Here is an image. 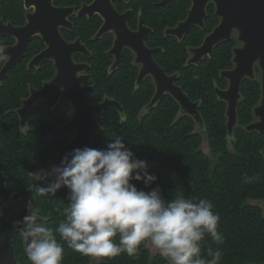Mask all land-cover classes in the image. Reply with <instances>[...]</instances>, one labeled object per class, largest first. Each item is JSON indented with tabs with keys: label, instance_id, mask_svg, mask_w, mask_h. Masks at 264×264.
<instances>
[{
	"label": "trees",
	"instance_id": "16d2710c",
	"mask_svg": "<svg viewBox=\"0 0 264 264\" xmlns=\"http://www.w3.org/2000/svg\"><path fill=\"white\" fill-rule=\"evenodd\" d=\"M177 14L183 17V13ZM216 22L211 14L208 31ZM194 35L197 38L187 39V46L201 43L204 33L197 31ZM173 42L164 47L166 53L160 63L168 73L180 72L178 85L191 102L199 104L209 155L200 150L201 137L194 133V122L188 117L175 121L179 108L172 99L166 97L141 117L150 103L153 88L147 81L134 91L136 74L129 71L127 59L120 69L129 70L110 76L106 72H93V80L88 81L96 85L88 96L89 103H98L106 95L123 107V118L111 108L102 119H97L101 129L93 131L92 139L102 143L99 150H106L108 143L120 136L136 158L147 161L148 173L157 180L150 188L143 182H133L139 190L147 192L159 187L165 200L182 194L186 199H207L214 205L213 211L220 216L218 231L224 236V243L217 245L206 236L201 243L202 258H208L207 248L211 246L223 252L221 264H264V134H249L244 130L253 121L252 109L260 99V84L250 80L243 83L238 126L228 136L226 105L218 101L215 89L227 87L220 73L232 68L231 50L236 43H223L215 49L212 59H205L198 67L183 69L187 58L185 45ZM109 61L99 56L94 65L99 69ZM51 77L47 71L35 74L20 64L0 85V173L7 177L6 186L10 191L31 189L25 203L32 200L33 209H39L46 226L56 228L64 219L68 190L62 188L55 196L41 197L36 191L37 183L44 186L49 181L37 182L31 173L47 170L54 163L57 151L71 140L70 135L50 137L56 126L71 118V110L65 106L52 112L57 97L49 98L31 110L21 129L16 114L21 99L28 95V85L39 88L41 82ZM245 173L249 177L259 175L260 180L246 184L242 179ZM0 213L3 216L7 213L1 204ZM10 237L17 263L31 264L19 232L11 231ZM57 240L64 243L58 234ZM150 250L145 242L135 257L127 254L101 257L97 264H168L157 253L152 256ZM92 259L64 245L62 264H91Z\"/></svg>",
	"mask_w": 264,
	"mask_h": 264
},
{
	"label": "clouds",
	"instance_id": "9594fccd",
	"mask_svg": "<svg viewBox=\"0 0 264 264\" xmlns=\"http://www.w3.org/2000/svg\"><path fill=\"white\" fill-rule=\"evenodd\" d=\"M6 59L5 47L0 45V61ZM147 167V161L136 158L117 136L106 150L74 149L60 166L31 173L37 182L49 181L44 186L37 183L39 196H55L62 188L69 193L58 227L46 226L32 200L25 205L28 214L13 222L31 264H62L65 244L84 256L101 258L135 257L145 242L168 264H221L219 247L209 246L208 258L201 256L206 236L217 245L224 243L214 205L182 194L165 200L159 187L139 190L133 182L150 188L157 180ZM242 179L247 184L259 181L260 176L245 173Z\"/></svg>",
	"mask_w": 264,
	"mask_h": 264
},
{
	"label": "water",
	"instance_id": "95a60500",
	"mask_svg": "<svg viewBox=\"0 0 264 264\" xmlns=\"http://www.w3.org/2000/svg\"><path fill=\"white\" fill-rule=\"evenodd\" d=\"M31 1V0H30ZM36 1V0H34ZM50 3V0H46ZM216 3L215 14L221 21L219 25L214 28L213 32L206 36L202 44L191 50L190 59L187 62L188 66H198L205 56L209 58L213 55L214 47L223 41H227L231 37L232 31L237 33V41L241 47L235 48L232 51V65L230 70L222 71L220 78L225 80L227 87L224 90L215 89V94L218 101L226 105L225 120L227 135L232 136L234 129L238 126V108L242 100L241 87L245 80L255 81V65L260 70V86L261 93L257 105L253 108L254 121L247 125L244 130L247 133L264 134V0H212ZM48 2H46L48 4ZM193 8L188 14V19L180 23L174 30L177 36L180 37L178 32L186 31L189 27L196 24L195 15H204V6L207 0H201L197 4V0H192ZM96 4V2H95ZM56 11V10H55ZM61 12V11H59ZM55 13V12H54ZM115 13V12H114ZM37 13L29 18V24L24 29H18V44L10 51L6 50V54L10 57L9 53L14 51L20 52L18 58L10 57V60L0 71V82L13 70L16 62H18L23 54L28 50L29 41L35 35L44 34L37 28L38 20L36 19ZM109 17V16H108ZM110 19V18H109ZM195 19V20H194ZM110 23V20H108ZM199 27H204L203 22L197 23ZM106 29H102L97 38L103 36ZM114 30H116L114 28ZM117 32V30H116ZM24 41L21 42V38ZM45 38V37H44ZM59 37H53L48 41L52 47L58 48V42L62 45ZM121 36L116 34V40L109 55L115 57L113 69L117 68L121 50L124 45L122 44ZM71 51L67 57L62 60L55 61L56 75L52 80L43 84L39 90L29 89V95L22 101L21 107L17 110V115L20 119V126H23L28 119L31 110L39 103L44 102L47 98L61 91V96L58 103L54 107V111H58L65 105H69L72 111L71 119L64 125L57 126L50 133V137L72 135L71 141L65 144L58 150L55 160V166H60L66 154L71 153L74 149H83L85 147L99 149L102 145L101 142L92 139L93 131L101 129L99 123L95 118L102 119L104 112L110 108L116 109L120 114L123 113L121 106L112 100L104 99L101 103L90 105L87 102V95L94 89V87H84L82 83L86 80V76L78 75L87 69L86 65L74 64L72 62V55L75 53L85 54L88 52L86 48L80 43L70 45ZM146 53L145 57H137L136 62L143 64L142 69L137 78V84L150 75L154 79L155 94L149 104L151 108L157 101H159L165 94H169L172 99L179 106V111L182 116H191L195 122H202L198 112V104L189 100L188 96L183 90L177 87L174 82L176 76H167L165 72L159 69L152 60V53L154 51L141 49ZM56 54V53H55ZM54 54V55H55ZM49 56L50 52H44L34 58L29 67L38 64L42 58ZM137 56H142L137 52ZM141 62V63H140ZM264 156V151L262 152ZM6 178L0 173V203L5 207L9 202L18 200L28 193L12 194L6 190ZM25 210L15 212L8 215L6 218L0 214V264H18L15 257V252L12 246L10 231H17L13 227V222L22 220Z\"/></svg>",
	"mask_w": 264,
	"mask_h": 264
},
{
	"label": "flooded vegetation",
	"instance_id": "af4514ba",
	"mask_svg": "<svg viewBox=\"0 0 264 264\" xmlns=\"http://www.w3.org/2000/svg\"><path fill=\"white\" fill-rule=\"evenodd\" d=\"M46 2L48 1L0 0V45H3L5 47V50L11 52V50L18 44L17 38L21 32L17 35V30L24 29L29 24L28 19L33 17L36 13H37L36 19L38 20L37 28H39L42 31L45 37L44 38L42 35H35L30 39L27 52L21 56L18 62L15 63L12 72H10L0 82V85L9 75L15 72L16 67L19 66L20 64H25L26 69L28 71H35V74H40L43 71H47L48 74L49 75L51 74L52 76L48 81L52 80V78L56 75V68H55L56 59L59 60L58 57H60L62 60H64L67 57V54L71 51L70 45L80 43V45L86 48L88 54L85 55V54L75 53L72 55L71 58L74 64L87 66V69H85L82 73L78 75L87 77L86 80L82 83L84 87H92V86L94 87V89L90 92V94L94 92L96 88V85L94 83L93 84L88 83V81L93 80L92 78L93 72L97 74H103L104 72H106L107 76H110L119 71L123 72L125 70H129V69H120L122 62L126 61L127 59L126 62H128L129 66L131 67L129 71H132L136 74L134 81V91L138 90L143 83L149 81L153 88V94L151 96V100H152L156 90L154 85V79L150 75H147L140 84H137V78L142 69L143 64L141 62H140L141 64H138L136 60L137 57L141 59L146 55V53H143L140 50L146 49V50L154 51L152 53V60L154 61L155 65L159 69L163 70L167 76L175 75L176 80L174 84L182 89V87L178 85V81L180 80L181 77L180 72L174 71L173 73H168L164 67V64L160 63V60L163 58L162 55L166 53L164 47L165 46L168 47V45H170V43H172L173 41L179 45L184 44L185 45L184 49L187 58L183 69L187 67H198L200 64L198 66L187 65V62L190 59V53H191L190 51L199 47L202 44L204 38L208 36L210 33H212L214 28H216L221 21V19L215 14L216 3L212 0H207L204 6L205 16H203L202 13V16L195 15L194 17L195 19L199 17L197 20L195 19L194 20L196 21V24L203 22L204 27H199L198 25L194 24L191 27H189L186 31L178 32L181 37L179 38V36H177V34L173 32V30L180 23H183L186 21V19H188V14L193 8L192 0H50V3L48 2V4ZM200 2L201 0H197V4H199ZM180 12L183 13L182 18H181V14H177ZM211 14L216 18L217 22L208 31L207 21L210 19ZM173 16L176 18L173 19ZM108 20H110V23ZM173 22L175 23L172 24ZM114 28L117 30V32L116 30H114ZM102 29H106L105 30L106 32L103 33L102 37L97 38ZM197 31L204 33L201 43L197 46H187L185 44L186 40L192 36L197 38L196 35H194V33ZM116 34H119L121 36V40L123 42L122 44L124 45V47L121 50L120 61L118 66L117 68L113 69L112 67L115 62V57L109 55V52L111 51L114 41L116 40ZM56 35L59 37L58 39L62 42V45L60 44V42H58V48L52 47V51H51V46L48 44V41H50L51 38L56 37ZM44 39H47L48 41L46 42V40ZM23 41H24V37L21 38V42ZM231 41H234L236 43V45L232 48L231 53L235 48L241 47V44H239L237 41V33L235 31H232L229 40L227 41L225 40L214 47L213 54L218 46H220L223 43H228ZM48 49L50 52V55L48 57L44 55L45 58H42V60L38 64L29 67V64L34 58L43 55L45 51L46 52L48 51ZM137 52L141 53L142 56H137ZM9 54L10 57L15 59L19 57L20 52L14 51ZM99 56L109 58L110 61L106 64V66L103 65L101 66L100 64L99 66L101 67L99 69H96L94 62L95 60H98ZM7 57L8 59L0 61V71L10 60V57L8 55ZM212 57L209 58L208 56H205L202 61H204L205 59L210 60L212 59ZM254 70L256 76L255 81L259 82L260 84V70L256 65ZM48 81L41 82V86L39 88H34L31 85H28V95L30 88L34 90H39L43 86V84ZM260 93H261V86H260ZM89 95H87L88 103H89L88 101ZM60 96H61V91L55 93L49 98L57 97V101L55 103L56 105L60 99ZM166 97L172 99V97L169 94H165L151 108L158 106L159 103ZM26 98L21 99V105H22V101ZM104 99H109L117 102L123 110L122 105L118 101L111 99L106 95H104L103 99L98 103H101ZM98 103H89V104L93 105ZM149 104L145 107L144 111L141 113V117L146 113H148L149 110L151 109L149 108ZM55 105L53 106V109ZM65 106H68L70 108L69 105H65ZM53 109L52 112H56ZM198 109H199V104H198ZM119 115L121 118H123V113L122 114L119 113ZM71 116H72V111H71ZM183 117H188L194 122L195 125L194 133H197L201 137L200 150L208 154V150L205 144L206 137L204 135V131L202 130L203 123L200 121L196 123L193 117L191 116H182L180 111L178 112L175 121ZM97 119L99 118H95L96 121ZM24 125L20 126L19 124L20 129L24 127ZM70 136L72 139L73 134ZM54 164L55 161L52 165ZM52 165L48 167L47 169L48 171L51 170ZM3 176L5 177L4 174ZM5 178L7 182L8 179L7 177ZM6 182H5V187L9 193L12 194L28 193V194L16 201L14 200L10 201L7 207H5L3 204L0 203L7 211L5 216H3L1 213L0 214L6 218L10 214L25 210L24 216L27 215L28 212L25 207L26 205L25 199L31 193V189L27 191L13 192L7 188ZM11 231H10V236H11Z\"/></svg>",
	"mask_w": 264,
	"mask_h": 264
},
{
	"label": "rangeland",
	"instance_id": "374dc122",
	"mask_svg": "<svg viewBox=\"0 0 264 264\" xmlns=\"http://www.w3.org/2000/svg\"><path fill=\"white\" fill-rule=\"evenodd\" d=\"M150 249H151V246H150ZM150 252H151V255L154 256L155 252L152 249L150 250ZM98 262H99L98 258H93L91 261V264H97Z\"/></svg>",
	"mask_w": 264,
	"mask_h": 264
}]
</instances>
